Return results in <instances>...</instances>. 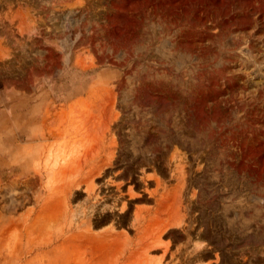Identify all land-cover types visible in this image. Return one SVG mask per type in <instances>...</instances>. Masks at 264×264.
<instances>
[{"label":"rangeland","instance_id":"374dc122","mask_svg":"<svg viewBox=\"0 0 264 264\" xmlns=\"http://www.w3.org/2000/svg\"><path fill=\"white\" fill-rule=\"evenodd\" d=\"M0 264H264V0H0Z\"/></svg>","mask_w":264,"mask_h":264}]
</instances>
